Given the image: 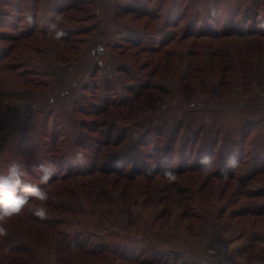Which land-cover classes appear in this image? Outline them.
<instances>
[{
    "label": "rangeland",
    "instance_id": "rangeland-1",
    "mask_svg": "<svg viewBox=\"0 0 264 264\" xmlns=\"http://www.w3.org/2000/svg\"><path fill=\"white\" fill-rule=\"evenodd\" d=\"M117 1L102 19L96 0H0V175L20 162L49 194L46 219L7 220L0 264H188L172 248L200 235L212 259L230 226L264 264V174L242 137L264 106V0ZM51 14L68 42L44 35Z\"/></svg>",
    "mask_w": 264,
    "mask_h": 264
},
{
    "label": "clouds",
    "instance_id": "clouds-1",
    "mask_svg": "<svg viewBox=\"0 0 264 264\" xmlns=\"http://www.w3.org/2000/svg\"><path fill=\"white\" fill-rule=\"evenodd\" d=\"M52 20L47 25V31L49 35H54V38L59 40L65 33L60 29V17L56 14H51ZM25 22L31 24L32 17L27 15ZM84 154L77 153V159H83ZM202 171L205 175L210 174L213 169V160L211 156H203L200 160ZM153 164L149 171L154 169ZM237 160L235 156H231L227 160V165L224 169H221L223 174L227 173L228 168H236ZM37 171L41 173L39 177V183L42 185L48 184L53 175L54 166L51 164H40L37 166ZM26 172L24 165L20 162L13 161L9 167L6 175H0V237H4L8 234V230L5 224L8 219L13 216L20 215L27 207L29 213L44 220L48 216V209L46 207V201L49 199L47 191L42 189L39 185L30 183L25 180ZM164 177L172 182L176 179V176L171 171H165ZM38 202V203H37ZM10 249H4V252H9Z\"/></svg>",
    "mask_w": 264,
    "mask_h": 264
},
{
    "label": "crops",
    "instance_id": "crops-1",
    "mask_svg": "<svg viewBox=\"0 0 264 264\" xmlns=\"http://www.w3.org/2000/svg\"><path fill=\"white\" fill-rule=\"evenodd\" d=\"M58 1L59 0H57L56 3H58ZM69 1H71L70 6L75 2V0H73V2L72 0H68V2ZM93 1L94 0H91L92 6ZM116 1L117 0H96V4L103 13L102 19L104 18L103 15H108L109 10L112 9V6ZM65 9H67V7ZM93 15L95 17L93 18L94 20L92 22H94V24H91L92 26L96 25L97 21L101 19H99L96 14ZM109 29L111 30L112 28ZM110 30H108V28L104 29L103 39L100 40L98 38H94L95 40L93 44L98 45L99 47H97L102 51L107 47L110 38ZM99 49H95L94 51L96 52ZM98 55L99 54H96L93 57H100V55ZM109 78L110 76L108 79ZM246 119L247 120L244 121L247 122V136L252 144V155L254 158L264 161V106H248ZM230 228L231 229L229 232L222 235V239H225V241L228 243V246L222 251L218 252V254L217 252L213 254L212 259L209 257V260H207L206 256L204 257L207 241H201L200 235H195L199 238H192L189 247L184 246L182 251H180L181 248H178L177 250L172 248V252L178 256H181L183 261H186L188 264H251V262L256 260L255 246L252 245V243H249V237L244 235V233L239 228L234 226H230Z\"/></svg>",
    "mask_w": 264,
    "mask_h": 264
},
{
    "label": "trees",
    "instance_id": "trees-1",
    "mask_svg": "<svg viewBox=\"0 0 264 264\" xmlns=\"http://www.w3.org/2000/svg\"><path fill=\"white\" fill-rule=\"evenodd\" d=\"M79 1L80 0H76L72 5H71V7H68L67 9H71L72 7L74 8V7H76L77 5H78V3H79ZM57 4V6H58V3H56ZM90 5H92L91 3H89ZM59 8H60V4H59ZM61 9V8H60ZM77 10V9H76ZM71 11V10H70ZM58 13V12H57ZM56 13V14H57ZM90 17H94V16H90ZM32 29L33 28H30L29 30H31V32H32ZM26 30V29H25ZM47 31V30H46ZM46 31H43L44 32V35H46V34H48V33H46ZM26 32V31H25ZM30 32V33H31ZM39 33H41L42 32V30H39L38 31ZM27 33V32H26ZM25 38H28V37H25ZM64 42H68V38H67V36H64ZM27 39H24V41H26ZM108 80H110V79H108ZM111 81V80H110ZM110 81H107V82H110ZM108 85V84H107ZM107 110L106 109H104L103 110V112H106ZM244 127H245V129H244ZM244 127H243V130L245 131L244 132V134H243V136L242 137H244V136H247V122L245 123V125H244ZM247 139H248V136H247ZM249 140V139H248ZM234 143H236V142H234ZM120 144V141L117 143V146ZM249 146H252V144H251V141L249 140ZM198 155H200V152H198ZM238 157H239V160L238 161H240L241 160V158H242V154H241V151L240 152H238ZM247 157H249L250 158V161L253 163V165H252V171H251V174L249 175V177H252L254 174H264V161L263 160H259V159H256V158H254V156L252 155V150H250V151H248V153H247ZM226 163H227V160H226ZM139 173H142V171H139ZM255 176L256 175H254V177H252V178H250V179H255ZM244 178V176L242 177V179ZM175 182H177V181H175ZM174 253V252H173ZM174 256L176 257V258H181L180 256H178L177 254H175L174 253Z\"/></svg>",
    "mask_w": 264,
    "mask_h": 264
},
{
    "label": "built area",
    "instance_id": "built-area-1",
    "mask_svg": "<svg viewBox=\"0 0 264 264\" xmlns=\"http://www.w3.org/2000/svg\"><path fill=\"white\" fill-rule=\"evenodd\" d=\"M215 253V250H214V252L213 253H211V254H214Z\"/></svg>",
    "mask_w": 264,
    "mask_h": 264
}]
</instances>
